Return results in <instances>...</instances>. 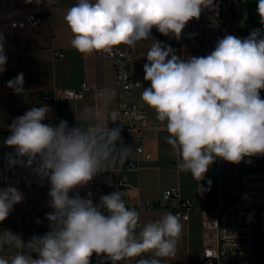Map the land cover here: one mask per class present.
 Here are the masks:
<instances>
[{"label":"clouds","instance_id":"obj_1","mask_svg":"<svg viewBox=\"0 0 264 264\" xmlns=\"http://www.w3.org/2000/svg\"><path fill=\"white\" fill-rule=\"evenodd\" d=\"M216 6L215 0H77L64 20L75 50L112 55L121 45L134 48L148 40L153 28L179 40L190 20ZM257 12L264 25V0H258ZM175 53L159 41L149 48L143 71L150 86L143 88L141 100L159 122H166V142L180 157L177 169L202 180L216 158L239 164L245 157L264 156V30L253 29L246 38L225 35L206 56L181 59ZM7 59L0 32V73ZM24 83L19 73L7 87L22 95ZM94 94L108 105L117 89L98 88ZM51 111L43 104L16 117L4 141L15 150L9 154L10 166L35 165L33 171L50 182V230L27 243L11 230L0 232V250H18L10 260L0 257V264H91L93 254L112 264L135 257H140L136 264H161L144 254L174 256L183 230L179 214L166 212L144 224L137 235L140 213L126 205L125 192L103 195L99 204L93 203L91 193L87 198L79 195L95 176L122 168L129 160L131 147L117 146L118 141L123 144L122 129L107 127L109 121H118V112L107 117L95 113L103 124L69 127L66 120L58 126L43 123ZM23 199L14 186L0 189V222Z\"/></svg>","mask_w":264,"mask_h":264},{"label":"crops","instance_id":"obj_2","mask_svg":"<svg viewBox=\"0 0 264 264\" xmlns=\"http://www.w3.org/2000/svg\"><path fill=\"white\" fill-rule=\"evenodd\" d=\"M76 2L77 0H0V32L5 35V53L8 57L6 70L0 73V189L14 186L24 194L23 201L14 205L8 218L0 222V232L11 230L25 243L33 236H42L50 230L46 214L54 210L49 206L50 182L33 171L35 165L32 167L18 165L12 172L4 169V158L15 151L4 143L11 134L9 125L32 107L47 104L41 100L42 95L55 89H77L84 82L111 88L115 78L111 59L99 57L95 53L84 55L72 47L73 34L64 17L67 10ZM30 15L42 17L43 22L37 26L15 29L11 27L12 21L25 19ZM156 41L171 46L181 59L193 56L180 39L177 40L171 35L164 36L155 28L152 29L148 40L137 42L134 48L124 45L116 48L135 51L131 72L141 82L142 89L133 100L145 108L148 115L149 139L143 146L145 152L151 155V159L146 160L137 153L138 138L131 128L132 122L118 116V121L115 123L109 121L107 127L122 129L123 144L118 141L117 146L131 147L129 160L122 168H110L109 171L95 176L92 181L106 188L111 181L125 179L130 185L132 202L143 206L151 205L141 213V227L148 222L161 219L166 214L167 211L161 207V194L164 190H179L182 197L191 201L194 208L189 222L180 219L183 230L177 242L175 255L158 258L149 252L144 256L160 259L161 264H205L203 251L216 241L207 211L218 207L220 202H231L238 193V173L242 170L261 168L263 156L245 157L239 164L216 158L209 165L202 180L177 169L176 162L180 157L166 142L165 137L169 135L166 122H159L155 112L141 100L143 88L150 86V82L144 80L143 67L148 63L146 54ZM55 51H61L63 57H56ZM19 73H23L25 78L23 87L26 92L22 95L15 94L7 87V82ZM124 100V96L120 94L110 104L105 105L99 97L87 95L83 100L70 102L60 110L59 121L66 120L69 127L84 122L93 125L103 124L105 121L96 118L95 113H102L107 117L112 111H118ZM43 123L55 125L54 111L50 112L49 118ZM130 163H138L139 168L130 170L128 168ZM92 181L78 190L81 197H84ZM75 194V191L69 193L70 197ZM37 220L40 221L39 224L36 223ZM141 227L136 230L137 235ZM17 251L15 248L5 246L0 250V257L10 260ZM32 256L37 258L36 253H32ZM139 258L125 259L118 264H136ZM91 264L112 262L103 255L93 254Z\"/></svg>","mask_w":264,"mask_h":264},{"label":"built area","instance_id":"obj_3","mask_svg":"<svg viewBox=\"0 0 264 264\" xmlns=\"http://www.w3.org/2000/svg\"><path fill=\"white\" fill-rule=\"evenodd\" d=\"M221 1L215 0L217 6L214 9L203 10L200 18L190 20L182 31L180 40L195 57L206 56L214 50L218 39H222L225 35H233L226 20L221 16ZM237 21L238 19L236 21L234 19V23ZM42 22V17L30 15L25 19L12 21L11 27L15 29L37 26ZM245 36L237 35L240 38ZM54 54L56 57H63L61 51H55ZM95 54L113 61L115 78L111 88L117 89L116 96L122 94L125 99L116 112L118 116L132 122L131 128L138 138L137 153L146 160H150L151 155L145 152L143 146L149 139L148 115L145 108L140 107L133 100L137 92L142 89L141 82L131 72V62L135 51L114 49L112 55L102 52ZM137 83L141 86L136 87ZM98 88L103 87L84 82L77 89H55L42 95L41 100L47 103L56 114L55 126H57L60 110L70 102L83 100L87 95L98 97L94 94V90ZM260 96L264 99V89L260 91ZM3 167L6 171L12 172L18 168V165L10 166L8 156L3 160ZM128 168L137 170L139 164L130 163ZM113 191L125 192L126 205L139 211L140 224L136 229L139 230L141 213L144 209H149L151 205L143 206L132 202L130 185L125 179L111 181L106 188L92 181L82 198H87V194L91 193L93 203L99 204L101 196ZM161 207L167 212L179 214L180 219L186 222L190 221V214L194 208L191 201L184 199L181 192L176 189H166L162 192ZM104 214L107 213L104 212ZM207 215L211 219L210 227L215 233L216 241L203 251L205 264H264V156L261 168L242 170L238 173L236 197L228 203L220 202L218 207L207 211Z\"/></svg>","mask_w":264,"mask_h":264},{"label":"rangeland","instance_id":"obj_4","mask_svg":"<svg viewBox=\"0 0 264 264\" xmlns=\"http://www.w3.org/2000/svg\"><path fill=\"white\" fill-rule=\"evenodd\" d=\"M242 8L240 20L234 24L235 32L237 35L243 36L250 34L253 29H261L260 17L257 12L258 0H233ZM227 21V17L225 18ZM233 22V20H232Z\"/></svg>","mask_w":264,"mask_h":264},{"label":"trees","instance_id":"obj_5","mask_svg":"<svg viewBox=\"0 0 264 264\" xmlns=\"http://www.w3.org/2000/svg\"><path fill=\"white\" fill-rule=\"evenodd\" d=\"M221 16L222 18H226L227 17V24L230 27V31L234 36H237L236 32H235V28H234V19L237 17V15L240 12V8L239 5H237V3L233 0H222L221 1ZM226 20V19H225ZM233 20V22H232ZM240 20V18H239ZM249 34H247L244 38L248 37Z\"/></svg>","mask_w":264,"mask_h":264},{"label":"water","instance_id":"obj_6","mask_svg":"<svg viewBox=\"0 0 264 264\" xmlns=\"http://www.w3.org/2000/svg\"><path fill=\"white\" fill-rule=\"evenodd\" d=\"M242 8H240V12H239V14L237 15V17L235 18V21L237 20V19H239L240 18V15H241V13H242Z\"/></svg>","mask_w":264,"mask_h":264}]
</instances>
